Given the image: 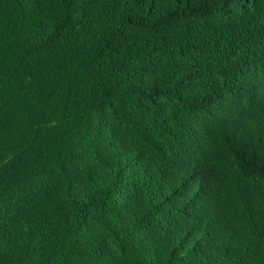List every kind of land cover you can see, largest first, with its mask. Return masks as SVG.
Listing matches in <instances>:
<instances>
[{"label":"trees","instance_id":"1","mask_svg":"<svg viewBox=\"0 0 264 264\" xmlns=\"http://www.w3.org/2000/svg\"><path fill=\"white\" fill-rule=\"evenodd\" d=\"M0 264H264V0H0Z\"/></svg>","mask_w":264,"mask_h":264}]
</instances>
